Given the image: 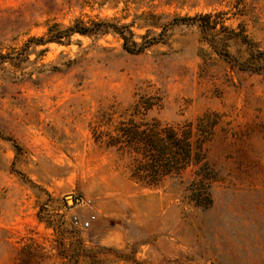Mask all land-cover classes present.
Here are the masks:
<instances>
[{
	"label": "rangeland",
	"instance_id": "374dc122",
	"mask_svg": "<svg viewBox=\"0 0 264 264\" xmlns=\"http://www.w3.org/2000/svg\"><path fill=\"white\" fill-rule=\"evenodd\" d=\"M197 15L215 28L169 24ZM75 19L165 40L24 47ZM261 51L264 0H0V264H264ZM127 118L195 123L200 160L133 181L128 154L92 133Z\"/></svg>",
	"mask_w": 264,
	"mask_h": 264
},
{
	"label": "trees",
	"instance_id": "16d2710c",
	"mask_svg": "<svg viewBox=\"0 0 264 264\" xmlns=\"http://www.w3.org/2000/svg\"><path fill=\"white\" fill-rule=\"evenodd\" d=\"M209 16H175L169 24L173 26L196 23L204 30L214 29V23L209 21ZM108 33L118 36L122 40L123 49L129 53H141L146 48L165 40L163 29L153 37L141 36V41H136L130 24L106 19L91 20L89 22L75 19L63 28H60L58 24L49 26L45 37L30 38L24 43V47L26 48L33 41L35 44L49 42L67 44L74 34L97 36ZM240 40L247 42L244 41L247 39ZM227 54L224 55L227 56ZM259 55L260 59H264V51L259 52ZM3 61H5V56L0 54V63ZM249 63L252 62L247 59L243 63H239L238 67L259 71L258 67L253 65L254 63L252 65ZM111 119L110 115L109 120L111 121ZM96 132H98L97 135ZM92 133L94 138L104 146L128 154L130 158L129 176L133 181L144 186L159 185L164 178L178 174L182 169L197 163L201 157V139L195 136V123L193 122H187L183 125H171L161 124L155 120L141 122L135 121L133 118H127L113 124L108 133L95 129H92ZM103 133L106 137H103Z\"/></svg>",
	"mask_w": 264,
	"mask_h": 264
},
{
	"label": "built area",
	"instance_id": "2783aa9c",
	"mask_svg": "<svg viewBox=\"0 0 264 264\" xmlns=\"http://www.w3.org/2000/svg\"><path fill=\"white\" fill-rule=\"evenodd\" d=\"M73 223L75 225H80V226H84V227H87L89 226V221L88 220H85V221H79L77 218L74 217L73 219Z\"/></svg>",
	"mask_w": 264,
	"mask_h": 264
},
{
	"label": "bare ground",
	"instance_id": "6f19581e",
	"mask_svg": "<svg viewBox=\"0 0 264 264\" xmlns=\"http://www.w3.org/2000/svg\"><path fill=\"white\" fill-rule=\"evenodd\" d=\"M68 199H69V202H70L71 200H70V198H69V197H68Z\"/></svg>",
	"mask_w": 264,
	"mask_h": 264
},
{
	"label": "water",
	"instance_id": "95a60500",
	"mask_svg": "<svg viewBox=\"0 0 264 264\" xmlns=\"http://www.w3.org/2000/svg\"><path fill=\"white\" fill-rule=\"evenodd\" d=\"M69 198H70V196H69ZM71 200V199H70Z\"/></svg>",
	"mask_w": 264,
	"mask_h": 264
}]
</instances>
